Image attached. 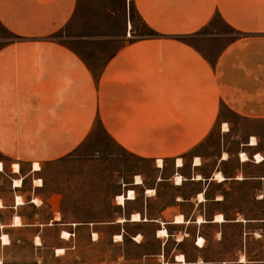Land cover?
Segmentation results:
<instances>
[{"label":"crops","instance_id":"obj_1","mask_svg":"<svg viewBox=\"0 0 264 264\" xmlns=\"http://www.w3.org/2000/svg\"><path fill=\"white\" fill-rule=\"evenodd\" d=\"M104 1L113 5L111 0H101V4ZM118 3L123 16L116 27L108 23L114 17L108 9L100 17L99 36H93V0H0V28L10 35L0 43V162L3 168L5 162L19 166L18 172L8 170L13 196L7 204L15 211L0 216V236L9 228L34 227V249L46 248L39 224L24 225L17 211L29 198L37 206L43 203L32 202L43 185L33 184L26 191L24 180L30 177L33 182L39 175L41 169L33 170V163L41 167L74 151L98 122L118 145L137 157L153 160L159 174L153 184H145L140 174L135 175L141 182L134 179L122 193L126 196L132 190L134 198L117 205L118 217L107 223L115 230L113 243L123 241L127 234L136 249L130 259L118 254L115 264H246L257 251L249 245L259 241L248 242L246 234L243 238L236 235L237 245L231 247L235 239L229 237L230 231L253 228L262 232L261 239L264 218H228L220 210L210 214L206 210L208 203L219 204L225 198L221 191L210 193L211 184L254 179L261 180L264 187V175H243L249 161L254 165L264 161L255 160L260 154L257 144L249 141L242 146L233 174L221 169L230 158L226 153L206 175L202 157L192 154L185 168L184 153L205 139L218 121L221 107L242 119L264 120V0H133L140 21L150 31L145 35L135 30L126 0ZM215 18L237 35L213 59L205 47L216 35L212 32ZM94 43L115 48L81 52L82 46ZM219 122L229 124L224 119ZM241 152L248 160H241ZM158 160L162 166L157 165ZM167 160L171 168L164 176ZM216 173L222 180H216ZM177 175L182 177L180 183L175 181ZM15 176L21 179L20 186L13 185ZM166 182L176 189L186 183L196 189L188 195L175 193L154 212L149 204L158 199V184ZM14 195L25 197L24 204L16 206ZM263 198L262 194L259 199ZM133 214L140 220L131 221ZM16 215L20 226L12 223ZM178 215L181 222L175 221ZM217 215L222 216L221 221L214 219ZM118 218L124 221L117 223ZM50 225L57 229L49 247L54 258L80 246L84 239L96 241L101 233L93 222L85 223L87 228L79 223L51 221ZM160 230L167 235L158 236ZM209 230L212 248L205 244ZM62 231L69 234L67 238L61 236ZM115 235H121V240ZM199 238L203 239L201 245L197 244ZM0 243L10 245V241ZM180 255L182 260L177 259ZM250 261L264 263V257Z\"/></svg>","mask_w":264,"mask_h":264},{"label":"rangeland","instance_id":"obj_2","mask_svg":"<svg viewBox=\"0 0 264 264\" xmlns=\"http://www.w3.org/2000/svg\"><path fill=\"white\" fill-rule=\"evenodd\" d=\"M108 1L110 2V0ZM111 1H113L111 2L113 5L109 6L107 1L101 4V0H93V16L96 18L92 31L93 36L100 34L102 13L108 9L114 12V17L108 23L115 27L119 18L123 16L118 0ZM127 6L131 21L136 22L135 30L140 35L149 34L150 31L140 21L136 13L133 0H126ZM214 26L215 30L212 32L216 35L212 38V42L205 47L206 54L213 59L223 49L225 43L237 35L236 31L224 26L218 18H215ZM110 29V31L116 32V28ZM9 36L0 28V43ZM218 39L220 43L217 42ZM102 48L106 52H111L115 46H102L100 43H94L82 46L81 52L97 53ZM220 112L218 121L210 128L205 139L196 144L191 151L184 153L185 168L188 167L189 160L195 153L203 159L202 173L209 174L216 167L218 157L222 153H226L230 158L222 165L223 167L221 166V169L224 173L233 174L239 166L237 154L242 146L250 141L251 136L257 141L256 151L264 157V120L242 119L223 107L220 108ZM220 119L228 121L229 124L220 125ZM225 128L228 130L223 133ZM249 159L253 160V158ZM153 166V160L137 157L110 139L102 126L96 122L88 137L74 151L61 159L45 162L41 166L39 175L34 179H41L43 186L37 192L39 197L34 199H37L38 204L39 201L43 203L37 206L30 203L29 198L25 205L17 208L18 213L23 216L22 223L24 225L36 222L39 224L37 228L41 229L42 243L46 248L34 249L31 242L34 227L9 228L3 233H6L10 245L3 246L0 243V264H115L118 254L130 259L134 254L132 252L136 251L133 248L132 239L125 234L123 241L113 243L112 231L115 230L107 223H111L118 217L119 208H117L115 198L118 194L123 193L128 183L134 181L135 175L140 174L145 184H153L156 181L159 174ZM170 168V160H167L164 176L169 173ZM10 169L8 162H5L3 172H0V197L2 198L0 202L4 205V208H0V216L3 217L9 215L11 210L15 211V209H9L7 204V201L13 196L10 187L11 178L8 173ZM248 174L264 175V161L259 165H254L249 161L246 164V169L243 170L244 176H248ZM33 184L32 179L27 177L24 180L23 189L28 191ZM210 186V193L221 191L225 198L219 204L208 203L209 206L206 210L208 214L220 210L228 218L238 215L244 218H264V198L259 199L262 194L264 195L261 180L248 179L241 183L233 180L226 185L211 184ZM158 188V199L149 204L150 209L154 212L164 202L171 201L175 193L180 192L188 195L196 189L189 183L176 189L170 182L158 184ZM26 196H31V192ZM23 200L26 201V198L23 197ZM56 215L61 220H55L53 217ZM51 221L60 224L79 223L82 228H87L85 223L93 222L97 223L96 227L101 233L96 241L91 242L90 239H84L80 246L54 258L49 247L54 244L57 229L50 225ZM147 232H149L148 229ZM244 234H246L248 242L259 241L249 245L251 249L257 251L248 258L246 264H264L250 261L260 260L264 257L262 253L264 233L261 239L258 237L262 235L261 231H255L253 228L242 229L239 232L230 231L229 237L232 236L235 239L232 241L231 247L235 248L237 245L236 235L243 238ZM211 235L212 230H209L210 238L205 243L209 247H211ZM226 247L229 246H223V249ZM220 249L224 251L222 248ZM38 260L41 262L38 263Z\"/></svg>","mask_w":264,"mask_h":264},{"label":"bare ground","instance_id":"obj_3","mask_svg":"<svg viewBox=\"0 0 264 264\" xmlns=\"http://www.w3.org/2000/svg\"><path fill=\"white\" fill-rule=\"evenodd\" d=\"M225 125V124H224ZM225 127V126H224ZM227 128H225V130H226ZM250 144H252V145H256L257 144V141H256V139L254 138V137H251V139H250ZM223 157L225 158L226 157V154H223ZM240 158H241V160L242 161H246V160H248V157H247V155L244 153V152H241L240 153ZM255 160H256V162H261V161H263L264 160V157L263 156H261L260 154H256L255 155ZM196 162V161H195ZM198 162V161H197ZM178 166H180V164H181V161L178 159L177 160V163H176ZM157 165L158 166H162V162H161V160H158L157 161ZM11 168H12V171L13 172H18L19 171V166H18V164L17 163H13L12 165H11ZM32 168H33V170H40L41 169V167H40V165L37 163V162H35V163H33V165H32ZM2 169H3V165H2V163L0 162V171H2ZM238 177H240V176H238ZM200 177L199 176H197L196 175V179H199ZM216 180H222V176H221V174H219V173H216ZM175 181H176V183H180L181 181H182V177L180 176V175H177L176 177H175ZM135 182L136 183H140L141 182V178L139 177V176H136L135 177ZM33 183H34V185L35 186H42V181H41V179H35L34 181H33ZM13 185L14 186H20L21 185V179H15L14 181H13ZM148 193H150L151 191L149 190V191H147ZM15 196V198H14V204L16 205V206H18V205H22V204H24V201H23V199H22V197L21 196H19V195H14ZM134 198V193H133V191L132 190H128V192H127V194H126V196L125 195H123V194H118L117 196H116V204L117 205H123L125 202V199H133ZM199 198H201V196H199ZM203 199V198H202ZM32 202H35L36 204H38L37 203V199H32ZM0 207H3V205H2V203L0 202ZM59 218V216L58 215H56L55 216V219H58ZM214 219H216L217 221H221L222 220V216L221 215H217ZM138 220H140V217H139V215L138 214H133L132 216H131V221H138ZM201 218L200 217H198V221L199 222H201ZM215 220V221H216ZM124 221V219H122V218H118L117 219V223H121V222H123ZM175 221L176 222H181L182 221V216H180V215H178V216H176V218H175ZM13 225L14 226H20L21 225V221H20V219H19V217L16 215V216H14V218H13ZM74 225H76V224H74ZM68 233L66 232V231H62V233H61V236L63 237V238H67L68 237ZM167 235V233H166V231L165 230H160V231H158V236H166ZM115 238H116V240H121V235H115ZM139 238V237H138ZM0 240L2 241V244H8L9 243V239H8V237H7V235L6 234H2L1 236H0ZM39 240H38V238H36L35 239V243L36 244H39ZM203 243V239L202 238H199L198 239V242H197V244H199V245H201ZM57 252L58 253H62L63 252V249H58L57 250ZM177 259L179 260H182V256L180 255V256H178L177 257ZM241 260H243V256H241Z\"/></svg>","mask_w":264,"mask_h":264}]
</instances>
